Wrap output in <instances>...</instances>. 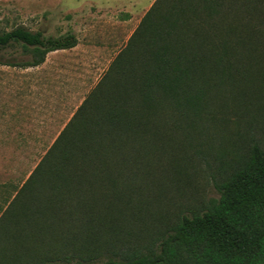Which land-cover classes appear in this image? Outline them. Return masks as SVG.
<instances>
[{"label":"rangeland","instance_id":"1","mask_svg":"<svg viewBox=\"0 0 264 264\" xmlns=\"http://www.w3.org/2000/svg\"><path fill=\"white\" fill-rule=\"evenodd\" d=\"M155 2L0 0V31L23 24L79 40L38 67L0 65V264H99L157 250L181 214L218 198L216 184L254 142L264 149L259 48L243 63L250 73L220 84L198 113L166 119L142 160L114 163L125 173L115 186L99 178L59 199L18 193Z\"/></svg>","mask_w":264,"mask_h":264},{"label":"trees","instance_id":"2","mask_svg":"<svg viewBox=\"0 0 264 264\" xmlns=\"http://www.w3.org/2000/svg\"><path fill=\"white\" fill-rule=\"evenodd\" d=\"M263 19L264 0H156L18 193L59 199L99 178L115 186L125 173L114 163L142 160L166 119L198 113L220 84L250 73L243 63L264 48ZM78 43L20 24L0 31V65L38 67ZM216 188L218 198L181 214L157 250L99 264H264L263 147L254 142Z\"/></svg>","mask_w":264,"mask_h":264}]
</instances>
